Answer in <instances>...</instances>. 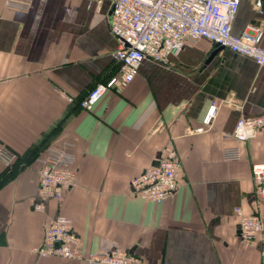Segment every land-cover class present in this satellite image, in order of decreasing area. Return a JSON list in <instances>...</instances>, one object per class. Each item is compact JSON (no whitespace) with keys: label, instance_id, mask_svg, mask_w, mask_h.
Segmentation results:
<instances>
[{"label":"crops","instance_id":"0c3cea01","mask_svg":"<svg viewBox=\"0 0 264 264\" xmlns=\"http://www.w3.org/2000/svg\"><path fill=\"white\" fill-rule=\"evenodd\" d=\"M254 2L241 0L234 34L264 22ZM111 17L95 0H30L25 10L0 0V147L15 155L0 159V264H88L35 252L58 214L85 256L122 249L146 264H264V231L244 243L235 213L264 222L252 176L264 128L248 142L233 137L241 118L264 116V67L230 49L208 62L215 45L200 40L170 65L145 59L128 88L89 112L80 102L120 68ZM212 105L215 119L198 132ZM64 144L76 185L36 211L38 159ZM236 149L240 159L227 160ZM163 154L181 165L179 190L161 205L132 196L131 180Z\"/></svg>","mask_w":264,"mask_h":264},{"label":"built area","instance_id":"2783aa9c","mask_svg":"<svg viewBox=\"0 0 264 264\" xmlns=\"http://www.w3.org/2000/svg\"><path fill=\"white\" fill-rule=\"evenodd\" d=\"M97 6L108 2L112 7L111 31L119 41L114 53L120 68L117 75L95 86L80 102L82 109L93 111L108 94H120L139 74L145 59L170 65L171 57L177 56L185 46L206 40L213 45L230 49L234 53L252 59L264 67V48L260 43L264 22L252 27L251 32L236 35L233 32L241 0H95ZM30 0H8L13 8L25 10ZM254 8L264 19V0H255ZM262 25V26H261ZM71 100V99H69ZM217 108L212 105L203 120V132L216 117ZM264 128V116L241 118L233 137L239 142L255 139ZM227 160H239L240 152L228 150ZM0 159L6 164L14 162L15 155L0 147ZM40 184L34 210L42 211L44 202L54 200L61 204L65 195L76 185V162L72 145H54L47 148L38 159ZM181 165L177 159L161 155L156 164L145 169L131 180V195L161 205L179 190ZM255 195L264 201V163L252 166ZM239 232L244 243L253 245L264 231V222L257 212L245 214L241 208ZM41 257L56 256L69 260H85L88 264H146L139 257L122 249L97 252L85 256L79 235L69 218L58 214L45 228L44 240L35 249Z\"/></svg>","mask_w":264,"mask_h":264},{"label":"water","instance_id":"95a60500","mask_svg":"<svg viewBox=\"0 0 264 264\" xmlns=\"http://www.w3.org/2000/svg\"><path fill=\"white\" fill-rule=\"evenodd\" d=\"M112 10H113V9H112ZM223 49H225V48L216 45V46H215V50L213 51V53H212L210 59L208 60V62H209L213 57H215L218 53H220ZM159 157H160V156H159Z\"/></svg>","mask_w":264,"mask_h":264}]
</instances>
